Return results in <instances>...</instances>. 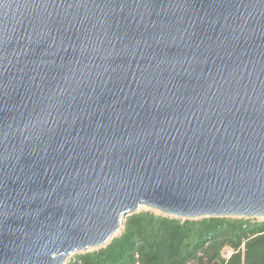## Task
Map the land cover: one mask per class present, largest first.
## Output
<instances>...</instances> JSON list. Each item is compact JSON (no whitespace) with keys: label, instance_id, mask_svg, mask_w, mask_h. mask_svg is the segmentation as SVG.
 <instances>
[{"label":"water","instance_id":"1","mask_svg":"<svg viewBox=\"0 0 264 264\" xmlns=\"http://www.w3.org/2000/svg\"><path fill=\"white\" fill-rule=\"evenodd\" d=\"M142 206L264 217V0H0V264Z\"/></svg>","mask_w":264,"mask_h":264},{"label":"trees","instance_id":"2","mask_svg":"<svg viewBox=\"0 0 264 264\" xmlns=\"http://www.w3.org/2000/svg\"><path fill=\"white\" fill-rule=\"evenodd\" d=\"M66 264H264V219L139 210L104 246L77 252Z\"/></svg>","mask_w":264,"mask_h":264},{"label":"rangeland","instance_id":"3","mask_svg":"<svg viewBox=\"0 0 264 264\" xmlns=\"http://www.w3.org/2000/svg\"><path fill=\"white\" fill-rule=\"evenodd\" d=\"M139 210H152V211H154V212H156V213H159L157 210L152 209V208H149V207H146V206H142V207H140ZM258 219H264V217H260V218H258ZM122 221H123V220H122ZM122 221H121V222H122ZM118 233H119V232H118ZM118 233H116V234H118ZM224 253L227 255V254L229 253V251L226 250ZM74 254H75V253H71V254H69V255L65 258V263H67L70 259H72L73 256H74Z\"/></svg>","mask_w":264,"mask_h":264},{"label":"crops","instance_id":"4","mask_svg":"<svg viewBox=\"0 0 264 264\" xmlns=\"http://www.w3.org/2000/svg\"><path fill=\"white\" fill-rule=\"evenodd\" d=\"M66 264V263H65Z\"/></svg>","mask_w":264,"mask_h":264}]
</instances>
